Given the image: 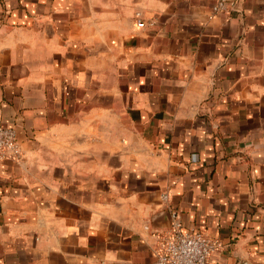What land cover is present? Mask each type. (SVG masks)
Instances as JSON below:
<instances>
[{
  "label": "crops",
  "instance_id": "1",
  "mask_svg": "<svg viewBox=\"0 0 264 264\" xmlns=\"http://www.w3.org/2000/svg\"><path fill=\"white\" fill-rule=\"evenodd\" d=\"M229 1L0 0V264H154L173 212L264 264V0Z\"/></svg>",
  "mask_w": 264,
  "mask_h": 264
},
{
  "label": "built area",
  "instance_id": "2",
  "mask_svg": "<svg viewBox=\"0 0 264 264\" xmlns=\"http://www.w3.org/2000/svg\"><path fill=\"white\" fill-rule=\"evenodd\" d=\"M229 0H216L213 14L230 15L233 11ZM136 25L144 28L146 23L136 13ZM22 151L14 128L0 127V161H18ZM167 196L164 198L166 199ZM220 243L196 229H186L179 213L171 214L169 229L159 237L155 248L154 264H209L211 256L219 249ZM237 264H249L242 260Z\"/></svg>",
  "mask_w": 264,
  "mask_h": 264
}]
</instances>
